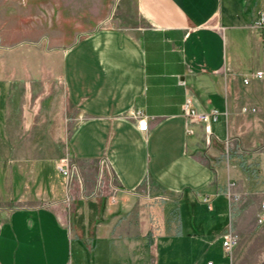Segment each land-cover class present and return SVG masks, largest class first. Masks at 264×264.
Returning <instances> with one entry per match:
<instances>
[{"label":"crops","instance_id":"crops-1","mask_svg":"<svg viewBox=\"0 0 264 264\" xmlns=\"http://www.w3.org/2000/svg\"><path fill=\"white\" fill-rule=\"evenodd\" d=\"M119 3L52 87L0 84V264H264V0Z\"/></svg>","mask_w":264,"mask_h":264},{"label":"rangeland","instance_id":"rangeland-1","mask_svg":"<svg viewBox=\"0 0 264 264\" xmlns=\"http://www.w3.org/2000/svg\"><path fill=\"white\" fill-rule=\"evenodd\" d=\"M119 2L0 0V84L6 79L32 81L44 76L45 86L52 87L64 52L84 33L114 22L120 14ZM42 69L45 75H40ZM5 164L0 162V192L4 194L9 178ZM184 212L192 214V206L187 205ZM70 221V227L75 225L73 218Z\"/></svg>","mask_w":264,"mask_h":264},{"label":"built area","instance_id":"built-area-1","mask_svg":"<svg viewBox=\"0 0 264 264\" xmlns=\"http://www.w3.org/2000/svg\"><path fill=\"white\" fill-rule=\"evenodd\" d=\"M264 24V13L261 14L260 18L256 22V26L261 27ZM256 75L258 77H262L264 75L263 70H257ZM183 110L184 115L187 116L190 119L197 120V121H203V122H210L212 120H216L220 114V110L217 107H213L209 110H202L199 109L195 103L192 96H187L183 103ZM208 132L209 129H208ZM58 169L60 172H62L65 175L71 174V166L69 163V160L67 157H64L60 160L58 163ZM230 197L234 200L238 199V195L232 194V192L229 193ZM259 221H264V197L261 201L260 205V212H259ZM239 234L236 231V229L233 226V223L230 222L227 229L223 233V246L227 254H229L231 257L233 256L234 247L239 242ZM209 264H212V262H209Z\"/></svg>","mask_w":264,"mask_h":264}]
</instances>
